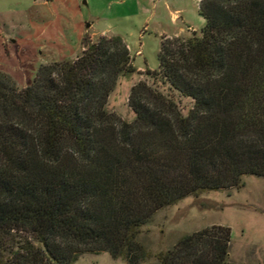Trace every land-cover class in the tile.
Instances as JSON below:
<instances>
[{"label":"trees","instance_id":"1","mask_svg":"<svg viewBox=\"0 0 264 264\" xmlns=\"http://www.w3.org/2000/svg\"><path fill=\"white\" fill-rule=\"evenodd\" d=\"M201 34L161 42L155 82L129 94L133 121L108 109L135 73L122 36L84 42L18 87L0 72V264H73L150 253L141 228L203 191L264 177V0H200ZM171 91L194 100L188 114ZM232 229L213 225L162 251L159 264H236Z\"/></svg>","mask_w":264,"mask_h":264},{"label":"rangeland","instance_id":"2","mask_svg":"<svg viewBox=\"0 0 264 264\" xmlns=\"http://www.w3.org/2000/svg\"><path fill=\"white\" fill-rule=\"evenodd\" d=\"M188 24L195 28L185 36L201 34L205 18L200 0H0V72L25 88L43 65L79 56L85 41L112 36L106 33L120 34L131 44L137 71L119 79L108 109L131 122L135 113L128 99L134 84L142 80L168 92L153 75L159 66L160 35ZM170 93L182 113L188 114L194 100L178 91ZM213 225L232 229L231 262L264 264V177L246 175L240 188L203 191L157 211L138 237L151 254L142 264H159L160 252L172 249L182 237ZM73 264L127 262L100 252L85 253Z\"/></svg>","mask_w":264,"mask_h":264},{"label":"crops","instance_id":"3","mask_svg":"<svg viewBox=\"0 0 264 264\" xmlns=\"http://www.w3.org/2000/svg\"><path fill=\"white\" fill-rule=\"evenodd\" d=\"M174 22L177 24L178 23V15H175V20H174ZM186 22V21H185ZM90 24V23H89ZM88 24V25H89ZM93 27L95 26V23L93 22ZM190 28H195V27H192L191 25H189L188 24V26L187 27H184V25L182 26V25H180L178 28H177V30L175 31V32H173V33H163V34H161L160 36H162V38H161V42H162V40H163V38H166V37H173V36H175V37H179V36H185L187 33H188V31L190 30ZM107 34H112V36H114V35H120V34H113V33H106V35ZM120 36H122V35H120ZM123 37V36H122ZM123 39L125 40V42L127 43V45H128V47H129V49H130V51L132 50V47H131V44L123 37ZM139 54H141V51H139L138 52ZM135 66V65H134ZM136 67V66H135ZM139 69V68H138Z\"/></svg>","mask_w":264,"mask_h":264}]
</instances>
